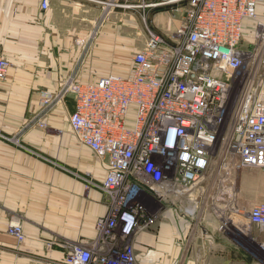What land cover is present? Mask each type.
Returning <instances> with one entry per match:
<instances>
[{"label": "built area", "instance_id": "obj_1", "mask_svg": "<svg viewBox=\"0 0 264 264\" xmlns=\"http://www.w3.org/2000/svg\"><path fill=\"white\" fill-rule=\"evenodd\" d=\"M95 1L117 8L133 0ZM262 1L142 3H183L169 39L150 31L125 75L89 82L71 75L56 91L40 92L41 110L32 121L42 126L48 112L74 95L71 132L107 162L100 188L111 201L108 214L97 219V239L72 245L63 261L46 264H138L133 238L153 229L165 208L192 225L204 223L212 210L222 220L220 229L229 225L255 241L257 228L264 237V200L240 209L232 180L241 169H264ZM50 5L40 2L44 11ZM10 66L0 53V82ZM7 231L25 241L20 221H11Z\"/></svg>", "mask_w": 264, "mask_h": 264}, {"label": "crops", "instance_id": "obj_2", "mask_svg": "<svg viewBox=\"0 0 264 264\" xmlns=\"http://www.w3.org/2000/svg\"><path fill=\"white\" fill-rule=\"evenodd\" d=\"M40 2L0 0V53L11 62L0 82V264L63 261L73 242L97 238V219L110 210L106 193L99 199L82 195L79 181L47 159L50 154L71 166L82 163L84 170L105 176L107 162L98 156L90 159L69 136L67 115L75 110L74 95L47 115L46 126L32 119L41 110V91H56L71 75L84 82L111 73L125 75L133 53L145 46L129 36L142 35L139 15L145 6L140 3L107 8L95 0H51L44 11ZM258 11L264 20V0ZM247 34L253 40L251 29ZM249 171L242 175L252 187L260 177ZM238 177L239 172L234 183ZM49 189L56 195L50 200ZM64 189H69L65 197ZM234 192L240 209L264 200V191ZM164 211L153 229L133 238L138 264H256L253 240L240 239L229 225L220 229L222 220L214 211L199 225L173 208ZM13 220L23 224V243L7 231Z\"/></svg>", "mask_w": 264, "mask_h": 264}, {"label": "rangeland", "instance_id": "obj_3", "mask_svg": "<svg viewBox=\"0 0 264 264\" xmlns=\"http://www.w3.org/2000/svg\"><path fill=\"white\" fill-rule=\"evenodd\" d=\"M152 0H133V4H145L146 2H149ZM129 2V3H131ZM182 2L181 3H176V4H168V5H162L157 8H149V7H144V10L140 12L139 15V24L142 27L141 34L138 33L137 35H131L129 33V36L135 39L136 37L138 38V42L140 44H145L147 39L149 38V33L150 31H154L156 33H159L166 39H169L173 33V31L176 28V23H178L179 17L183 14L181 10L178 9L179 7H182ZM183 8V7H182ZM131 23L129 22V25ZM130 47V45H129ZM132 53H130V56ZM63 103V102H62ZM51 112H48V115ZM48 117V116H46ZM45 117V121H46ZM67 118L69 120V114L67 115ZM47 124V123H46ZM49 127V126H48ZM60 133V132H58ZM70 138L73 139L74 144L79 147V149L82 150V152L87 153L89 155L90 159H93L96 157V154L92 151V149H89V147L85 146L83 147L78 143V141L73 138V135H70ZM23 145V144H22ZM24 149H27L35 154H39L38 151H35L33 148L23 145ZM67 148H65V154L67 153ZM69 152V151H68ZM49 153V152H48ZM97 158V157H96ZM95 158V159H96ZM48 163L53 166H57L58 169H62L64 172L65 176L72 177L75 180L79 181L81 186L84 187V189H80V193L85 196H92L95 197L96 199H99L103 195V189L100 188L103 175H98L97 173H93L92 171H86L83 168L82 163H80L78 166H71L68 163L64 162H57L55 159L51 158L50 154L47 155ZM249 170L254 171L260 179L256 181L255 185L251 187V184H247L245 176L247 175ZM239 172V177L235 181L234 185L235 188L239 189H255L256 195L263 193L264 191V169L260 167H248L247 169H241ZM236 172V173H237ZM246 173V175H242V173ZM65 186H66V181H65ZM69 189H64V197L66 196L65 194L68 192ZM104 196V195H103ZM49 200L52 199L53 197H56V195L49 189V194H48ZM105 198V197H104ZM107 203L109 205L111 204L110 199L106 195ZM259 203L257 201L255 204ZM111 207V205H110ZM108 214V213H107ZM99 233V232H98ZM240 235V234H238ZM98 236V235H97ZM240 239L244 238L243 235L239 236ZM253 238L255 241H253V247L252 250L255 253V262L256 264H264V247L260 245V242L262 243L264 241V237L259 233L257 228H254L253 231ZM97 239V238H96ZM243 240V239H242ZM252 240V238H251ZM83 243L81 241L73 242L72 245L80 244ZM70 251V250H69Z\"/></svg>", "mask_w": 264, "mask_h": 264}]
</instances>
